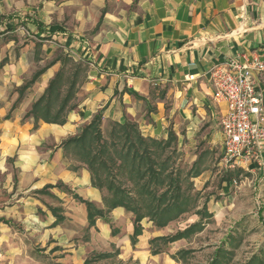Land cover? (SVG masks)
<instances>
[{
    "label": "crops",
    "instance_id": "crops-1",
    "mask_svg": "<svg viewBox=\"0 0 264 264\" xmlns=\"http://www.w3.org/2000/svg\"><path fill=\"white\" fill-rule=\"evenodd\" d=\"M256 54L264 60V0H0L2 249L72 254L85 264L90 253L98 260L113 248L117 256L150 251L149 240L174 234L173 221L163 228L149 221L132 246L133 224L121 239L113 225L126 218L122 207L88 227L86 206L73 195L105 210V189L93 185L87 164L63 143L99 117L101 130L129 123L144 138L192 147L214 119L219 127L224 109L212 98L209 69ZM67 63L73 68L64 77ZM76 67L63 124L27 115L61 68L66 81ZM254 78L264 105V73ZM218 134L220 141V127ZM242 170L247 184L263 182L264 167L249 163ZM223 178L219 194L230 199ZM179 241L186 239L167 245Z\"/></svg>",
    "mask_w": 264,
    "mask_h": 264
},
{
    "label": "rangeland",
    "instance_id": "rangeland-1",
    "mask_svg": "<svg viewBox=\"0 0 264 264\" xmlns=\"http://www.w3.org/2000/svg\"><path fill=\"white\" fill-rule=\"evenodd\" d=\"M72 65L66 64L64 77L70 75L69 70L73 68ZM77 78L79 79L80 76L78 75ZM210 123L212 124L211 128L204 130L205 137L200 138L199 143L194 146L188 147L173 139L170 146L165 149L158 146L154 148L152 156L158 162L165 161L168 171L172 173L173 179L180 186L182 195H185L190 202L189 211L171 223V232L169 231V233L172 234L184 226L196 222L199 217L194 212L205 203H209L210 209H214V218L204 217L202 220L205 223L203 230L195 233L186 241H179L172 245L156 242L154 246L161 249L164 252L162 254L152 256L148 249H144L140 253L129 250L128 254L117 256L119 251L116 249L117 252H115V248H113L114 252H111V256L107 259L95 260L97 253H90L86 257L92 259L89 264H173L169 261L170 259H173L175 264H207L215 247L222 242H228V236L233 238L235 243H239L238 247L227 248L234 253L230 264H245L254 255L260 256L262 264H264V180L259 182L258 186L247 184V180L244 179L247 174L245 171L240 169L236 174L237 170L227 171L222 165H219L222 154L218 139V120L214 119ZM110 130V128L101 130L105 141H110ZM115 141L116 145L111 146L110 152H108L115 159V164L109 160L111 172L117 177V183L129 191L131 197L138 199L137 191L142 182H137L136 179L130 180L128 167L123 170L117 166V158L122 151L120 150L122 138H115ZM127 165H130L128 161ZM103 172L105 171L101 169L100 173ZM228 174H230L228 184L232 194L230 199L226 198L227 195L219 194L223 184L222 178ZM233 178L237 181L235 186L230 182ZM162 189L163 187L158 186L156 194L159 195ZM104 193L107 195L106 190ZM145 203V201H137V204L140 205ZM142 207L145 209L144 205ZM132 221L133 215L128 212L121 223L113 224L120 239L129 232ZM148 223V218L141 221L143 227L152 225ZM147 236L148 234L144 233L143 237ZM3 247L4 249L0 246V264H83L82 261H84V257H73L72 254L65 257L34 254L35 252L30 249L24 255L17 250L5 252L7 247ZM186 249L192 250V252L184 257L175 255L177 251ZM32 254L34 255L32 256Z\"/></svg>",
    "mask_w": 264,
    "mask_h": 264
},
{
    "label": "trees",
    "instance_id": "trees-1",
    "mask_svg": "<svg viewBox=\"0 0 264 264\" xmlns=\"http://www.w3.org/2000/svg\"><path fill=\"white\" fill-rule=\"evenodd\" d=\"M80 71V67H76L72 73L73 78L69 80L67 78L65 81L61 68L54 79L50 81L45 94L32 105L27 115L32 116L35 121L41 118L48 123L63 124L65 109L73 97L76 86L75 77ZM62 89L65 91L61 97ZM56 101L59 102V105L55 112H51L52 106ZM110 131V141H105L100 129V118L97 117L86 125L77 136L71 137L63 143V146L71 147L72 153L76 158L87 164L94 176L93 185L99 189L103 188L106 190L107 195L102 198L106 209H99L93 203L85 201L77 195H73V198L85 204L88 227L93 226L97 219H104L108 222L107 214L117 207H122L125 211L132 213L133 231L130 235V241L131 245L134 246L138 236L142 234L141 221L144 218H148L155 227L163 228L169 222L175 221L187 213L190 208V202L185 195H182L180 186L173 179L172 173L168 171L165 161L158 162L152 156V152L157 146L163 149L169 147L172 138H168L165 142L144 138L136 125L129 123L118 125V127L112 128ZM115 138H122L120 147L122 151H120L119 158H117V166L123 170L128 167L130 180L136 179L137 182H142L137 191L138 199L131 197L130 192L117 183V177L111 172L109 160L114 163L115 159L108 152H110L111 146L116 145ZM127 161L130 164L129 166ZM101 169L105 171L102 174L100 173ZM238 173L239 169H237L236 174ZM229 177L230 174L224 177L223 180H228ZM158 186L163 187L159 195L156 194ZM41 192L50 195L46 190ZM136 200L145 201L146 203L143 204L145 209L142 204H137ZM57 210L53 209L52 211L56 212ZM194 214L199 217L198 221L189 224L172 235L149 240L151 254L155 255L163 252L154 246L156 242H163L167 245L180 239H188L203 230L205 223L202 220L204 217H212V214L207 211L206 204H203ZM62 219V216H57L56 222ZM113 232L114 229L111 233ZM238 244L235 243L233 238L228 236V242H222L215 247L207 264H230L234 253L227 248L238 247ZM190 252L192 250H180L175 255L184 257ZM105 257H107L105 254L97 256L98 259ZM85 262V264H88L90 260ZM245 264H262V260L260 256L254 255Z\"/></svg>",
    "mask_w": 264,
    "mask_h": 264
},
{
    "label": "built area",
    "instance_id": "built-area-1",
    "mask_svg": "<svg viewBox=\"0 0 264 264\" xmlns=\"http://www.w3.org/2000/svg\"><path fill=\"white\" fill-rule=\"evenodd\" d=\"M258 73H264V60L257 54L242 62L214 64L208 71L212 98L224 105L219 116V165L227 171L245 169L249 163L264 167V105L254 78ZM230 182L237 184L234 178Z\"/></svg>",
    "mask_w": 264,
    "mask_h": 264
}]
</instances>
